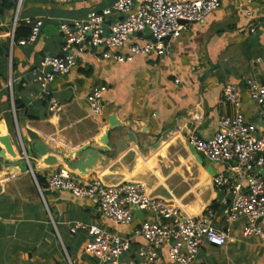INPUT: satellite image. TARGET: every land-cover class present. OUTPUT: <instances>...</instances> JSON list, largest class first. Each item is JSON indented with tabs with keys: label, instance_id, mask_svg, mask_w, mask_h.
Masks as SVG:
<instances>
[{
	"label": "crops",
	"instance_id": "obj_1",
	"mask_svg": "<svg viewBox=\"0 0 264 264\" xmlns=\"http://www.w3.org/2000/svg\"><path fill=\"white\" fill-rule=\"evenodd\" d=\"M112 1L0 0V137L10 139L15 153L5 152V158L19 161L17 167H0V264H99L83 249L88 233L72 234V225L96 224L109 233L131 236L143 220H160L135 210L132 224L117 225L87 198L38 190L39 180L45 182L51 171L67 167L63 155L85 144L104 146L100 138L110 130L111 116L124 126V149L101 152V161L83 175L72 171L78 181L139 182L151 196L171 202L184 215L211 212L213 226L229 230L228 241L221 247L202 245L192 264H264V235L243 238L241 224L227 221L223 213L235 182L228 166L235 163L202 159L188 142L191 134L213 136L219 119L237 111L260 129V108L248 88L249 82L264 81V0H222L219 8L171 41L169 54L153 52L117 62L105 58L102 47L76 48V64L42 90L35 73L45 56L61 54L60 24L84 20L90 11H100ZM34 20L42 21L38 36L21 43ZM16 29H29V34L16 36ZM147 39L145 33L134 34L126 45ZM98 84L107 89L102 111L94 114L86 96ZM228 85L240 94L238 108L223 98ZM51 98L58 102L53 112ZM26 130L51 148L56 166L43 163L47 155L36 158ZM127 132L136 140H128ZM1 149L5 148L0 142ZM219 173L228 184L218 189L213 179ZM260 226L264 231V220ZM140 247L149 245L135 237L131 258ZM155 250L162 259L156 264H173L167 246Z\"/></svg>",
	"mask_w": 264,
	"mask_h": 264
},
{
	"label": "built area",
	"instance_id": "obj_2",
	"mask_svg": "<svg viewBox=\"0 0 264 264\" xmlns=\"http://www.w3.org/2000/svg\"><path fill=\"white\" fill-rule=\"evenodd\" d=\"M17 4L21 0H15ZM59 4L90 0H50ZM256 1V0H255ZM222 0H113L100 11H90L81 21L62 23L59 26L63 36L61 54L45 56L41 68L35 73V80L42 90L57 75L68 73L76 64L73 51L77 48L102 47L105 58L117 62H131L136 55L169 54L171 41L180 37L182 31L195 22H201L212 11L219 8ZM116 18L106 24L107 20ZM42 27L41 20H34L30 34L21 43L36 39ZM149 30L151 38L143 44L131 43L128 39L135 33ZM168 38V40H166ZM125 49V52H121ZM50 68V70H47ZM178 81V80H176ZM107 87L98 84L91 88L86 101L94 114L103 107V95ZM250 98L259 106L260 129L247 122L240 111L219 119L213 136L202 139L196 134L188 138L190 145L201 151L211 163L228 164L235 176L230 185V202L223 210L227 221L241 224L243 238L263 236L260 222L264 220V81L249 82ZM223 98L234 108L240 105V94L231 85L223 89ZM58 108V102L49 100L50 111ZM31 173L32 169L29 165ZM243 182L245 186H243ZM216 188L228 184L224 173L213 179ZM41 194L46 191H66L80 198H87L97 205L101 212L117 225H130L135 220V210L149 212L160 220H143L131 236L109 233L96 224L76 223L69 228L75 234L78 230L88 233L83 245L84 251L99 264H156L162 262L155 248L167 246L168 260L173 264H192L202 245L224 246L229 230L213 226L211 212L198 216H187L171 202L151 196L144 184L120 182L105 185L99 180L81 183L68 167L51 171L43 185H38ZM141 237L149 247H140L136 258H131L132 241ZM153 248V250L151 249ZM130 254V255H129ZM136 259H143L137 263Z\"/></svg>",
	"mask_w": 264,
	"mask_h": 264
},
{
	"label": "water",
	"instance_id": "obj_3",
	"mask_svg": "<svg viewBox=\"0 0 264 264\" xmlns=\"http://www.w3.org/2000/svg\"><path fill=\"white\" fill-rule=\"evenodd\" d=\"M142 32L135 33L141 34ZM143 33L147 34L149 38H151L154 42L156 40L152 37L149 30L143 31ZM168 40V38H166ZM50 70V68H48ZM110 130H107L104 136L100 138V142L104 144V146L94 147L93 144H85L74 152H70L67 155L62 156V160L66 164V166L72 170L77 171L81 175L87 173L91 170L98 161H101V152H109L112 150L113 153L117 151H121L125 147V138H124V126L111 116L108 118ZM27 136L30 140V149L34 152L36 158L41 159L43 156L47 155L42 161L44 164L49 167L56 166L58 164L57 160L50 155L52 152L51 148L48 147L44 142H42L38 135L30 130H26ZM127 139L130 141L136 140L135 136L131 132L126 133ZM117 138L118 141L116 143L111 142L110 138ZM0 142L4 145L5 149L0 150V167H17L19 161L6 159L4 153L7 152L11 156H15L14 151L12 150L10 139L7 136L0 137ZM190 149L193 152H196L198 156L204 159V155L201 151L196 150V148L190 145ZM23 163L24 160L20 161ZM261 174L264 176V170L261 171ZM138 212V210H137Z\"/></svg>",
	"mask_w": 264,
	"mask_h": 264
},
{
	"label": "trees",
	"instance_id": "obj_4",
	"mask_svg": "<svg viewBox=\"0 0 264 264\" xmlns=\"http://www.w3.org/2000/svg\"><path fill=\"white\" fill-rule=\"evenodd\" d=\"M22 29V28H21ZM21 29H16V36H19V35H21V36H27L28 34H29V29H25L24 31H23V33H21L20 31H21ZM39 184L41 185H43L44 184V182L42 181V180H39Z\"/></svg>",
	"mask_w": 264,
	"mask_h": 264
}]
</instances>
